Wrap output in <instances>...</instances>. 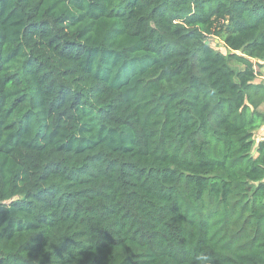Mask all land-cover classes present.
<instances>
[{
	"label": "trees",
	"instance_id": "1",
	"mask_svg": "<svg viewBox=\"0 0 264 264\" xmlns=\"http://www.w3.org/2000/svg\"><path fill=\"white\" fill-rule=\"evenodd\" d=\"M263 66L264 0H0V264H264Z\"/></svg>",
	"mask_w": 264,
	"mask_h": 264
},
{
	"label": "rangeland",
	"instance_id": "2",
	"mask_svg": "<svg viewBox=\"0 0 264 264\" xmlns=\"http://www.w3.org/2000/svg\"><path fill=\"white\" fill-rule=\"evenodd\" d=\"M209 43H210L211 46H212L213 48H215L216 50H220V51L226 53V51L224 50L223 46H221L219 40H216V39H210V40H209ZM256 72H258V74L260 75V76L258 77V80H259V79H262V80H259V82H260V83L263 82V79H264V66H263L261 69H256ZM259 131H260V130H258L256 133H254V135H255L254 138H253L254 142H257L258 139L260 138V137L258 136V132H259Z\"/></svg>",
	"mask_w": 264,
	"mask_h": 264
},
{
	"label": "crops",
	"instance_id": "3",
	"mask_svg": "<svg viewBox=\"0 0 264 264\" xmlns=\"http://www.w3.org/2000/svg\"><path fill=\"white\" fill-rule=\"evenodd\" d=\"M259 110H260L262 113H264V106H261V107L259 108ZM258 136H259L260 138L258 139L257 142H259V141H263V140H264V124H263L262 128L260 129V131L258 132Z\"/></svg>",
	"mask_w": 264,
	"mask_h": 264
}]
</instances>
